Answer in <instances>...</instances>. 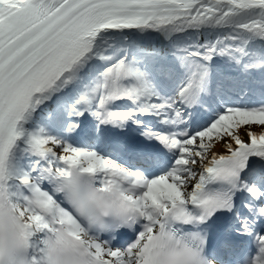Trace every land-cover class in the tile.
I'll list each match as a JSON object with an SVG mask.
<instances>
[{"label":"snow or ice","instance_id":"1","mask_svg":"<svg viewBox=\"0 0 264 264\" xmlns=\"http://www.w3.org/2000/svg\"><path fill=\"white\" fill-rule=\"evenodd\" d=\"M73 166L124 182L127 227L84 239L58 189ZM5 181L37 262L64 226L96 264H264V0H0Z\"/></svg>","mask_w":264,"mask_h":264},{"label":"clouds","instance_id":"2","mask_svg":"<svg viewBox=\"0 0 264 264\" xmlns=\"http://www.w3.org/2000/svg\"><path fill=\"white\" fill-rule=\"evenodd\" d=\"M64 201L80 222L85 240H94L111 231H119L123 217L132 207L126 194L131 190L119 178L104 190L96 178L73 166L57 177ZM7 181L0 186V264H96L87 245L69 234L67 227H57L44 238L38 262L33 259L30 230L18 210ZM191 264H214L204 252L193 255Z\"/></svg>","mask_w":264,"mask_h":264},{"label":"bare ground","instance_id":"3","mask_svg":"<svg viewBox=\"0 0 264 264\" xmlns=\"http://www.w3.org/2000/svg\"><path fill=\"white\" fill-rule=\"evenodd\" d=\"M91 125H92V120L87 115V118L85 120H82L81 129L74 136V141L76 143H80V141L82 140L81 137H85V136L90 137L91 136V133L88 131L89 128L91 127ZM253 130L259 131V128L253 126ZM240 131H241L242 138L247 139V137L244 136V130L241 129ZM131 137L136 138V140L134 142V146L137 145L138 143L143 144V145H152V143H153V142L146 141L142 137L135 135V134H131L129 132H119V131H115V130H111L109 132V142L113 143L117 140H123L127 145L126 151L130 150L133 146L131 143H129V138H131ZM224 150L225 149L223 146V142L217 143L213 149V151L218 152V153H222ZM57 151L59 152L60 150L57 149Z\"/></svg>","mask_w":264,"mask_h":264}]
</instances>
